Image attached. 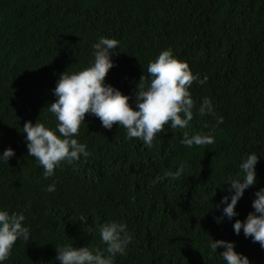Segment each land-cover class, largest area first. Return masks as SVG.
Instances as JSON below:
<instances>
[{"label": "trees", "instance_id": "1", "mask_svg": "<svg viewBox=\"0 0 264 264\" xmlns=\"http://www.w3.org/2000/svg\"><path fill=\"white\" fill-rule=\"evenodd\" d=\"M102 36L119 42L106 81L132 96L133 106L148 63L163 50L207 75L190 89L194 119L159 133L148 148L86 115L76 138L91 153L87 162L64 163L46 179L28 156L22 127L39 119L55 128L46 107L60 75L88 67ZM205 97L214 111L201 117ZM185 131L211 133L215 142L187 147ZM9 147L16 154L0 162V208L24 212L30 239L18 240L4 264H59L55 245L104 251L98 229L112 220L132 236L114 264H224V249L209 248L213 239L235 242L252 264H264L259 243L233 230L264 188V0H0V152ZM253 152L261 156L258 183L229 220L221 206L227 182L242 176L239 165ZM53 183L56 191L46 192Z\"/></svg>", "mask_w": 264, "mask_h": 264}, {"label": "clouds", "instance_id": "2", "mask_svg": "<svg viewBox=\"0 0 264 264\" xmlns=\"http://www.w3.org/2000/svg\"><path fill=\"white\" fill-rule=\"evenodd\" d=\"M93 61L81 71L69 74L62 73L53 90L56 100L46 109L56 120L55 128L41 123L26 122L21 133L27 142L28 156L34 158L43 169L47 179L55 175V170L62 164L73 165L86 163L91 153L84 143L78 142L82 124L86 115H92L101 121L103 128L111 130L114 125L125 129L126 139H136L144 146L151 148L154 140L161 132L169 129H186L194 119V104L190 89L195 82L204 85L208 82L205 75L193 74L187 62H183L172 54L171 49L161 51L155 60L147 66L148 80L141 77L132 96L125 95L121 90L107 83L106 77L115 66L114 55H118L119 42L115 39L100 37L93 44ZM198 115L203 117L212 114L214 105L210 98L205 97L198 108ZM223 123V117L217 118V124ZM211 133H183L181 141L187 147L206 146L213 144ZM11 147L0 152V162L8 163L15 156ZM261 156L255 152L247 155L239 165L242 176L229 178L228 195L221 200L223 217L229 220L238 216L237 205L245 191L258 183L256 166ZM184 169L181 166L175 173L179 177ZM160 178H157L159 180ZM48 193L56 191V185L49 184L44 189ZM252 203L254 211L249 212L243 220L236 219L233 230L236 235L241 231L245 238L259 243L264 249V188L255 193ZM30 207V205H29ZM218 207V206H217ZM223 217H217L221 223ZM24 212H9L0 208V264H4L11 255L18 240L28 241L30 229L25 225ZM101 242L106 245L104 251L98 247L74 246L72 244L55 245L59 264H114L115 257L127 254L132 241L128 226L120 221L112 220L102 224L99 229ZM89 231L88 235H91ZM219 253L224 264H252L248 256L236 251L235 242L211 240L209 248Z\"/></svg>", "mask_w": 264, "mask_h": 264}]
</instances>
